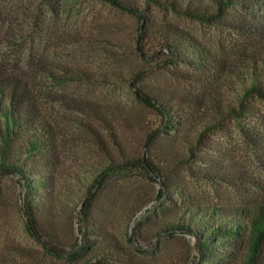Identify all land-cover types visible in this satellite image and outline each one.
Here are the masks:
<instances>
[{"label":"rangeland","instance_id":"1","mask_svg":"<svg viewBox=\"0 0 264 264\" xmlns=\"http://www.w3.org/2000/svg\"><path fill=\"white\" fill-rule=\"evenodd\" d=\"M142 14L144 19H139L103 0H0V63L37 84L45 112L59 130L55 179L65 193L77 192L72 207L66 203L59 206V230L65 245L60 258L50 262L41 243L26 228V194L20 180L13 173H0V264H96L92 251L81 252L71 262L67 260L86 240L81 232L80 211L88 196L93 205V222L85 224L87 237H95L92 226H99L127 244V236L134 235L138 228L137 222L143 215L154 218L149 210L158 204L154 194L158 182L135 169L129 173L113 172L102 187H89L87 177L90 180L110 161L108 155L121 157L109 134L91 115L69 109L44 94H63L102 107L107 116H114L120 139L133 151L146 149L144 136L151 128L158 129L160 143L174 136L175 143L184 150L182 137L190 135L191 142H195L193 126L216 116L211 102L192 103L186 97L214 82L185 62L172 61L151 35L141 41L140 51V30L150 23L158 28L174 27L196 37L206 50L230 65L243 62L264 44L255 35L241 33L229 24L241 22L242 15L248 17L241 9L230 10L215 22L199 21L155 4H149ZM44 70L57 75L80 71L85 78L62 82L61 77L48 76ZM133 77L147 89L174 95L178 108L175 116H182L183 120L180 130L167 126L159 113L138 100L131 85ZM247 103L252 107L249 113L224 118L207 129L197 143L199 147L193 150L197 158L170 170L184 193L162 199L161 206L187 204L189 201L183 196L201 204L244 205L264 194V99L255 97ZM187 117L191 122L185 126ZM119 118L127 119L125 125H120ZM94 132L102 137L107 150ZM205 174L221 179L230 176L229 180H239L238 185L213 181ZM76 180L82 185L77 186ZM194 242L190 233L162 235L155 238L152 247L158 253L178 254L183 259L189 256L192 260L197 252ZM20 246H25L31 256L24 257L26 253Z\"/></svg>","mask_w":264,"mask_h":264},{"label":"trees","instance_id":"2","mask_svg":"<svg viewBox=\"0 0 264 264\" xmlns=\"http://www.w3.org/2000/svg\"><path fill=\"white\" fill-rule=\"evenodd\" d=\"M103 1L139 19H144L142 13L149 4L162 6L203 22H215L229 14L230 10L241 9L248 17L242 15L241 22L233 21L229 24L241 33L255 35L264 43V0ZM147 35H151L164 52L171 55L172 61H183L214 82V85L207 86L204 91L187 95L186 99L192 103L211 102L216 116L214 120L193 126L192 136H195V142H191L190 135L182 137L181 143L185 144L186 151L180 148L179 142V146L175 143L174 136L160 143L156 128L145 132L146 149L133 151L120 139L114 116H107L102 107L90 105L80 98H67L63 94H44L54 101H60L69 109L91 115L92 120L109 134L121 157L115 159L108 155L110 161L99 168L90 180L87 177L89 187H102L113 172L129 173L134 169L147 179H156L155 182L159 185L154 193L158 204L149 210L153 212L154 218L143 215L137 222L135 234L127 236L130 244L99 226H92L95 237H87L88 232L83 229L86 228L85 224L93 222V205L88 196L80 211L83 223L81 232L85 233L86 240L79 243L77 253L68 255V262L75 260L81 252L92 251L96 264H182V261L185 264H264V194L244 205L201 204L188 196H183V200L189 201L187 204L175 205L173 208L159 204L166 197L184 193V188H178L170 170L193 157L197 158L193 150L199 147L197 143L207 129L213 128L224 118L249 113L252 107L247 102L250 99H264V44L259 50L251 52L243 62L230 65L206 50L193 35L171 26L158 28L155 24H147L137 35V47L140 51L143 48L141 41ZM44 72L48 76L61 77L62 82L85 78V74L80 71H64L65 74L60 75L47 70ZM134 77L131 85L138 100L159 113L167 126L180 130L183 120L182 116L179 119L175 116L178 108L173 101L174 95L163 90L147 89ZM42 98V93L33 80L16 71L7 70L0 63V173H13L20 180L26 194V228L41 243L45 249L43 251L52 262L60 258L65 245L59 230V206L66 203L72 207L71 203L75 201L77 192L70 190L65 193L55 179V169L59 165V130L45 112ZM115 117L117 119L118 116ZM184 121L185 126L190 125V118ZM126 122V118H119L120 125H125ZM176 122L179 126L174 124ZM94 134L100 139L99 143L104 150H107L102 137L97 132ZM203 176L213 181L223 180L231 185H238L239 181L229 180L230 176L222 179L216 178L214 174ZM76 181L77 186L82 185L80 180ZM186 233H190L196 240L197 252L192 260L189 256L183 259L178 254L158 253L157 248L152 247L158 236L174 237L176 234ZM187 242L190 245L189 240ZM20 248L26 253L24 257L31 256L25 246Z\"/></svg>","mask_w":264,"mask_h":264},{"label":"water","instance_id":"3","mask_svg":"<svg viewBox=\"0 0 264 264\" xmlns=\"http://www.w3.org/2000/svg\"><path fill=\"white\" fill-rule=\"evenodd\" d=\"M195 242H196V240H195ZM195 242H194V243H195Z\"/></svg>","mask_w":264,"mask_h":264}]
</instances>
